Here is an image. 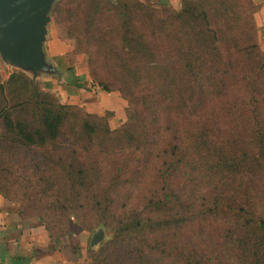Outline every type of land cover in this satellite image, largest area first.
<instances>
[{
	"label": "trees",
	"instance_id": "1",
	"mask_svg": "<svg viewBox=\"0 0 264 264\" xmlns=\"http://www.w3.org/2000/svg\"><path fill=\"white\" fill-rule=\"evenodd\" d=\"M180 3L178 11L158 10L136 0L77 3L78 14L71 20L77 34L69 37L77 48H84L98 90L117 91L131 106L126 123L117 130H111L101 117L60 104L20 72L0 81V145L5 150L0 153V196L18 151L40 153L45 173L50 167L55 176L59 171L71 188L116 187L124 172L115 170L114 162L120 154L128 159L150 147L162 121L163 132L179 136L157 148V177L167 186L165 192L147 202L146 217L127 212L125 220L105 224L116 239L132 234L154 238L182 221L172 210L173 198L179 199L172 182L181 171L190 175L194 165L222 171L241 164L247 169L264 165V53L254 23L256 6L252 0ZM71 72L68 65V83ZM207 105L215 109L210 115ZM184 118L189 125L174 130ZM222 120L229 122L226 132L231 140L221 139L223 132L214 125ZM207 156L213 159L210 165ZM101 160L105 168L98 163ZM96 203L105 215L108 210ZM247 211L233 209L238 217L252 218ZM78 225L84 228L83 223ZM43 226L50 238L53 230L61 237L66 234L57 226ZM243 229L240 241L246 264H264V221L252 219ZM154 243L152 250L163 252L162 244ZM108 245L91 252L96 264H106ZM151 255L144 248L139 253L126 252L124 264H154ZM170 255L177 264H210L197 252Z\"/></svg>",
	"mask_w": 264,
	"mask_h": 264
},
{
	"label": "rangeland",
	"instance_id": "2",
	"mask_svg": "<svg viewBox=\"0 0 264 264\" xmlns=\"http://www.w3.org/2000/svg\"><path fill=\"white\" fill-rule=\"evenodd\" d=\"M78 1H54L49 13L50 23L47 26L45 41L46 53L49 51L54 60L58 61L50 60L60 72L64 73L68 65L75 67L76 76L73 83L66 82L64 75L61 78L40 76L36 80L26 76L45 92L51 93L60 104L76 106L86 114L101 117L111 130H117L126 123V113L131 106L117 91L105 93L98 90L96 81L90 75L87 58L83 53L84 48L82 49V46L81 49L77 48L75 41L69 37L72 32L77 34L78 28L75 26L72 29L71 20L78 14ZM108 1L114 3L116 0ZM136 1L149 3L158 10L176 11L167 3H157L155 0ZM58 13L60 17H56ZM12 72L20 71L7 67L0 61L1 82H5ZM82 74L87 77V81L79 79ZM63 89L78 94L73 95V98H70L72 94L65 97L62 94ZM97 92H100L101 97H97ZM242 93L237 92L240 99L244 97L241 96ZM80 104L83 106L85 104V107H81ZM95 104L99 107L94 112L88 113L85 110ZM205 109L208 115L215 111L210 105ZM228 123L222 120V124H214L223 132L221 139L231 140L226 132L230 130ZM172 125L175 126L176 122ZM187 125L189 122L184 118L174 130L178 131L180 126ZM164 130L161 121L157 126L156 136L150 141V147L129 155L128 159L127 154H120V159L114 162L116 164L114 169L121 168L124 173L122 181L116 187L88 185L86 189L71 188L61 178L59 171L58 176H55L53 168L50 167L45 173L43 167L45 163L40 153L18 151V157L15 154L12 159L16 161L11 168V175L2 184L4 188L2 197L17 210L19 218H32L40 224H47L52 228L57 226L66 232L61 237L58 231L53 230L51 238L75 249L77 256L75 264H96L91 259V252H98L105 243L109 244L106 264H124L127 261L126 252L139 253L141 248H144L146 253H152L151 259L154 264H177V258L169 257L170 254L181 255L187 252L192 255L196 252L201 254L210 261V264H246L240 239L243 226L247 222L252 219L264 221V165L247 169L241 164L240 168L229 171L205 170L201 169L200 165H194V172H190V175L186 171V173L181 171L172 182V187L176 189L179 198H173L175 203L172 210L181 216L182 221L175 227L171 226L170 229L157 233L154 238L132 234L116 239L112 230L105 225L125 220L127 212H140L146 217L147 202L154 196L161 197L165 192L167 186L161 183L160 177H157L160 168L156 164L160 154H157V148L166 144L169 138L179 136L165 133ZM3 151L5 150L0 145V153ZM24 157V161L21 160ZM205 158L210 165L213 159L209 156ZM98 163L105 168V161L101 160ZM125 166L126 169H123ZM101 179L102 177L99 181ZM104 182L106 183L105 178ZM96 202L108 210L105 215L98 209ZM214 202L217 206H213ZM239 207L247 208V212L253 217L242 218L234 215L233 209ZM246 215L249 216V213ZM67 219L69 223L65 222ZM80 222L84 228L78 225ZM97 230L103 231L104 239L91 249L90 240ZM155 240L162 244L163 252L160 248L159 251L152 250L156 247Z\"/></svg>",
	"mask_w": 264,
	"mask_h": 264
},
{
	"label": "water",
	"instance_id": "3",
	"mask_svg": "<svg viewBox=\"0 0 264 264\" xmlns=\"http://www.w3.org/2000/svg\"><path fill=\"white\" fill-rule=\"evenodd\" d=\"M55 0H0V61L31 77H62L45 50L49 13ZM104 239L102 230L92 234L90 248Z\"/></svg>",
	"mask_w": 264,
	"mask_h": 264
},
{
	"label": "crops",
	"instance_id": "4",
	"mask_svg": "<svg viewBox=\"0 0 264 264\" xmlns=\"http://www.w3.org/2000/svg\"><path fill=\"white\" fill-rule=\"evenodd\" d=\"M157 3H167L174 10H179L180 0H155ZM256 6L254 14V23L257 28L258 45L264 52V0H252ZM48 59L54 62L53 55L48 51ZM72 68L69 83H73L76 76ZM64 80L68 75L64 70ZM79 79L87 81V77L83 74ZM62 88V87H61ZM63 96L73 98L78 93L68 92L63 89ZM97 97L100 92H97ZM81 105V104H80ZM81 107H85L81 105ZM92 108L85 110L88 113L98 109L92 105ZM96 107V108H94ZM75 249L64 245V243L52 240L46 232L44 226L32 218H19L17 210L8 204L2 196H0V264H75Z\"/></svg>",
	"mask_w": 264,
	"mask_h": 264
}]
</instances>
